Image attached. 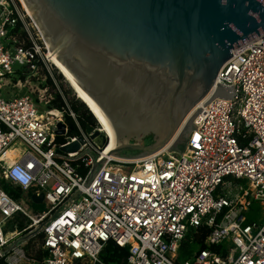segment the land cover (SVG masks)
Here are the masks:
<instances>
[{"label":"built area","instance_id":"obj_1","mask_svg":"<svg viewBox=\"0 0 264 264\" xmlns=\"http://www.w3.org/2000/svg\"><path fill=\"white\" fill-rule=\"evenodd\" d=\"M231 55L215 83L235 96L204 107L214 84L192 111L200 109L184 153L118 159L104 154L62 96L65 107L54 106L38 78L48 63L41 33L16 0H0V180L24 194L0 187V264H112L102 259L108 244L128 252L117 264H264V222L248 219L253 204L264 210V37ZM79 139L76 152H59ZM87 149L98 163L107 158L85 188ZM14 167L32 177L28 187L12 178ZM40 195L45 210L34 211L29 205L40 204L31 197ZM18 217L28 223L9 231ZM201 237L180 259L183 243Z\"/></svg>","mask_w":264,"mask_h":264},{"label":"water","instance_id":"obj_2","mask_svg":"<svg viewBox=\"0 0 264 264\" xmlns=\"http://www.w3.org/2000/svg\"><path fill=\"white\" fill-rule=\"evenodd\" d=\"M24 2L45 44L107 122L116 147L108 155L123 160L186 147L200 109L191 111L217 85L232 51L264 37V0ZM234 96L233 87L217 85L204 107ZM85 129L106 147L100 129ZM81 142L59 152H76ZM85 152L93 161L87 188L108 155L98 163ZM31 200L41 204L43 195Z\"/></svg>","mask_w":264,"mask_h":264},{"label":"rangeland","instance_id":"obj_3","mask_svg":"<svg viewBox=\"0 0 264 264\" xmlns=\"http://www.w3.org/2000/svg\"><path fill=\"white\" fill-rule=\"evenodd\" d=\"M16 1H17L18 6L22 7V4H20L18 0H16ZM46 59H47V62H48L47 63V69L44 66L38 67L39 82H41L42 79L45 78V84L49 88V93L52 95L54 100H55L56 96H62V98L64 99L65 103L68 106L70 105V102H72V101H77L78 103H82L76 98V95H74L75 93H73L74 91L70 89V87L65 82L64 78L62 77V75L55 69V67L53 65H51L50 59L47 58V48H46ZM47 71L50 72V75L48 74ZM29 74L30 73H28L27 75H29ZM32 80H33V82H36V80H34V79H32ZM47 80H50L51 83L49 84ZM4 90H6V89H2V91H4ZM179 131H180V127H178L175 135ZM184 152H185V149H183V150L176 149L174 151L166 150L164 154H166V155L167 154L168 155H179V154H182ZM3 185H6V184L3 183V181L0 180V187H2ZM21 195L24 196V194H21ZM29 207L32 210H34V211L45 210L44 204L29 205ZM248 219L250 221H254V222L258 223V224H262L264 222V210H263V208L261 207L260 204L255 203V204L252 205V207L250 209V212L248 213ZM19 222H22L24 226L28 223V221L26 219H22V218L18 217L16 219L15 223H11V224L9 223V225H8L9 229L8 230L12 231L11 226H13V224H15V225L17 224V226H18ZM26 235H27L26 233H23V234H21L20 238L21 239H25ZM194 240H196V239H194ZM37 241H38V238L31 239L30 241H28L27 247L29 249H32V247H34V245H35V242H37ZM189 244L192 245L191 248H190L192 250V252H196L198 250V247H197V244H195V241H193V243L190 242Z\"/></svg>","mask_w":264,"mask_h":264},{"label":"trees","instance_id":"obj_4","mask_svg":"<svg viewBox=\"0 0 264 264\" xmlns=\"http://www.w3.org/2000/svg\"><path fill=\"white\" fill-rule=\"evenodd\" d=\"M47 81H48L49 84L51 83L50 80H47ZM53 104L57 108L65 107V103L61 99L60 96H56ZM69 108L77 115L78 122H79V124L82 127L85 128L86 126H92V127H96L97 126V124H96L93 116L86 109V107L84 106L83 103H78L77 101H72V102H70ZM67 121L72 126V131H71L70 134L71 135H74L76 133V129L74 127L73 121L70 118H68ZM178 149L183 150V149H185V146H178ZM2 188L8 194L14 196L15 198H17L21 194V191L20 190H18V189H12L7 184L6 185H3ZM23 228H24L23 223L22 222H19L18 223V229L19 230H22ZM202 239H203V237H201L200 239L194 240L195 241V244L196 243H200L202 241ZM189 243L190 242L187 240L186 242L183 243V245L180 248V259H182V260H186L187 258H189L191 256L192 250L190 248H191L192 245H190ZM127 254H128L127 250H125V249H119L117 247H113L112 244H108L106 246V248L104 249V252L102 254V259L105 262H107V263L117 264L121 259L126 258Z\"/></svg>","mask_w":264,"mask_h":264},{"label":"bare ground","instance_id":"obj_5","mask_svg":"<svg viewBox=\"0 0 264 264\" xmlns=\"http://www.w3.org/2000/svg\"><path fill=\"white\" fill-rule=\"evenodd\" d=\"M18 1L20 4H22V9H24L28 15L32 16L24 0H18ZM46 48H47V58L50 59L51 65H53L55 69L62 75L64 80L67 82L70 88L74 91L76 98L84 104L86 109H88V111L93 116V118L95 119L98 125V128L100 129V132L103 133L107 137L108 142H107L106 150L104 154L108 155L110 153H113L116 150V147H115V143H114V140H113V137H112V134H111V131H110V128L107 122L104 120L100 112L88 100L87 93H85V91L77 84V82L72 77V75L68 72V70L63 66V64L59 61V59L51 51L47 43H46ZM199 105L201 106L202 102L199 103ZM165 151H166V148H163L162 150L158 151L155 154H162Z\"/></svg>","mask_w":264,"mask_h":264},{"label":"clouds","instance_id":"obj_6","mask_svg":"<svg viewBox=\"0 0 264 264\" xmlns=\"http://www.w3.org/2000/svg\"><path fill=\"white\" fill-rule=\"evenodd\" d=\"M12 178L19 182L23 187H28L32 177L28 174V172L24 171L20 167H14L12 170Z\"/></svg>","mask_w":264,"mask_h":264},{"label":"crops","instance_id":"obj_7","mask_svg":"<svg viewBox=\"0 0 264 264\" xmlns=\"http://www.w3.org/2000/svg\"><path fill=\"white\" fill-rule=\"evenodd\" d=\"M15 81H16L15 79L10 78L8 84H9L10 82H11V83H15ZM8 84H7V85H8ZM9 88H10V87L6 86V88H4V89H6L5 91L7 92V91L9 90ZM6 92H5V93H6Z\"/></svg>","mask_w":264,"mask_h":264},{"label":"snow or ice","instance_id":"obj_8","mask_svg":"<svg viewBox=\"0 0 264 264\" xmlns=\"http://www.w3.org/2000/svg\"><path fill=\"white\" fill-rule=\"evenodd\" d=\"M29 167H31V165H29Z\"/></svg>","mask_w":264,"mask_h":264}]
</instances>
